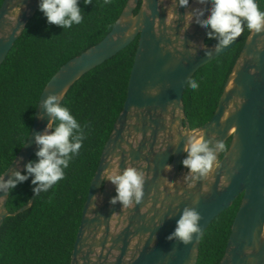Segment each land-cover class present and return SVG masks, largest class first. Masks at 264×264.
I'll return each mask as SVG.
<instances>
[{"label": "water", "instance_id": "95a60500", "mask_svg": "<svg viewBox=\"0 0 264 264\" xmlns=\"http://www.w3.org/2000/svg\"><path fill=\"white\" fill-rule=\"evenodd\" d=\"M197 7L202 6L196 0L187 8L179 7L178 0H128L113 29L67 61L41 94L29 139L1 177L23 169L36 152L35 135L51 119L43 100L52 93H63L64 99L84 74L139 37L127 99L91 181L70 264H198L204 232L241 194L220 264H264V31L248 35L213 117L191 128L183 100L188 81L235 46L246 28L216 51V43H206L208 30L190 23ZM38 9L39 0H4L0 66ZM192 134L204 139L215 135L224 144L231 138V143L222 158L217 154L210 176L189 188L181 161ZM129 166L144 173V197L138 205H111L115 186L102 182L100 174ZM10 192H0V232L8 217L29 209L36 198L33 193L27 204L11 212ZM186 206L201 213L202 231L189 244L170 241L167 237Z\"/></svg>", "mask_w": 264, "mask_h": 264}, {"label": "trees", "instance_id": "16d2710c", "mask_svg": "<svg viewBox=\"0 0 264 264\" xmlns=\"http://www.w3.org/2000/svg\"><path fill=\"white\" fill-rule=\"evenodd\" d=\"M3 2L0 0V8ZM127 2L93 0L85 5L80 0L84 20L69 29L49 25L40 9L30 19L0 66V177L29 139L46 84L67 61L100 42L113 29ZM258 5L264 11V0ZM250 32L245 28L235 46L191 78L199 84L195 92L187 85L183 97L191 128L213 117ZM216 42L207 37L208 45ZM138 44L139 37L84 74L67 92L62 103L85 126L83 146L65 169L63 180L37 195L29 209L5 220L0 232V264L71 263L91 181L127 99ZM230 143L231 138L220 158ZM35 153L30 160L36 159ZM31 179L11 190L7 205L11 212L29 202L33 195ZM242 198L243 194L204 232L198 264H220Z\"/></svg>", "mask_w": 264, "mask_h": 264}, {"label": "clouds", "instance_id": "9594fccd", "mask_svg": "<svg viewBox=\"0 0 264 264\" xmlns=\"http://www.w3.org/2000/svg\"><path fill=\"white\" fill-rule=\"evenodd\" d=\"M91 4L93 0H83ZM109 2V0H105ZM202 7L193 8L190 23L195 22L207 29L209 39H216L215 50L220 51L235 41L246 27L249 31H264V11L257 0H196ZM190 0H178L179 7L187 8ZM39 9L49 25L55 24L69 29L84 20L80 0H39ZM192 91H197L199 84L195 79L188 81ZM156 94V90H152ZM63 93H52L43 100L45 112L51 117L43 132L35 135L37 150L36 159L30 160L23 169L13 171L8 178L0 177V192L14 190L19 184L31 177L32 191L37 196L48 192L59 181L65 178V169L72 159L79 155L86 138L85 126L76 119L70 108L62 103ZM41 120L44 113L40 114ZM55 123V126L53 124ZM187 153L181 163L188 170L184 180L189 188L197 181L205 180L212 172L217 154L226 150L225 144L212 135L204 139L192 134L187 137L184 145ZM102 182L107 180L115 186L116 195L109 203L121 206L140 204L144 197L145 176L136 166L125 167L117 173L103 171ZM201 213L194 207H184L175 230L167 237L168 240H179L183 244L193 241L195 235L202 231ZM159 226V225H158Z\"/></svg>", "mask_w": 264, "mask_h": 264}]
</instances>
